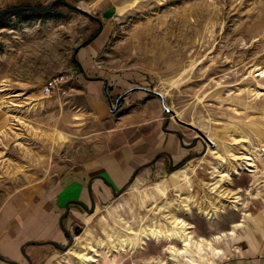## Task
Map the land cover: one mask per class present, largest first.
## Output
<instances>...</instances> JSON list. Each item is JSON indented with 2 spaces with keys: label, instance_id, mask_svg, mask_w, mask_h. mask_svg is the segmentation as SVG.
Instances as JSON below:
<instances>
[{
  "label": "rangeland",
  "instance_id": "374dc122",
  "mask_svg": "<svg viewBox=\"0 0 264 264\" xmlns=\"http://www.w3.org/2000/svg\"><path fill=\"white\" fill-rule=\"evenodd\" d=\"M53 1L0 0V11ZM65 1L104 24L108 43L98 57L105 70L148 77L165 95L172 118L193 127L184 125L198 159L187 165L185 182L177 180L176 189L155 200V179L125 188L117 202L96 210L89 227L78 231L79 238L53 264H83L72 254L65 257L70 248L87 253L96 243L112 249L129 227H172V216L193 225L197 238L237 231L234 239L217 244L232 246L246 234L251 214L264 210V0ZM99 29L98 22L64 7L0 22V209L24 188L93 164L107 150L106 120L82 93L73 62L76 48ZM59 76L66 82L45 96L46 81ZM248 155L255 166L251 173L241 171ZM216 166L230 177H213ZM212 184L221 189L215 193ZM237 196L243 205L232 203ZM243 221L246 228H234ZM168 246L149 240L110 257L100 249L91 264H156V258L167 259ZM209 252L195 251V259ZM212 259L208 255L202 264Z\"/></svg>",
  "mask_w": 264,
  "mask_h": 264
},
{
  "label": "crops",
  "instance_id": "0c3cea01",
  "mask_svg": "<svg viewBox=\"0 0 264 264\" xmlns=\"http://www.w3.org/2000/svg\"><path fill=\"white\" fill-rule=\"evenodd\" d=\"M119 7L117 4V10ZM103 30L104 24L100 35L81 48L76 58L88 77L102 78L106 83L88 81L78 63L73 62L76 73L82 76V93L106 120L108 148L93 164L70 169L50 183L24 188L3 205L0 264H53L63 251L56 245L66 248L72 238H79L78 231L89 227L96 210L117 202L123 195L120 191L128 186L144 187L155 179L151 186L155 200L176 189L177 180L185 182L183 175L189 177L187 165L198 159L197 146L193 147L187 139V127L165 113L162 99L155 94L163 93L151 85L148 77L135 72L117 74L102 67L98 56L108 43ZM118 101V109L113 113ZM245 221L237 228L243 229ZM247 222L246 234L232 246L223 249L217 245L218 252L210 251L196 259L194 254L193 263L184 262L202 264L210 255L213 259L206 264H264V210L258 209ZM129 233L127 229L122 239L140 241ZM237 235L235 231L229 237L234 239ZM136 243L133 249L139 247ZM72 248L65 257L73 255ZM159 259L156 258V264Z\"/></svg>",
  "mask_w": 264,
  "mask_h": 264
},
{
  "label": "bare ground",
  "instance_id": "6f19581e",
  "mask_svg": "<svg viewBox=\"0 0 264 264\" xmlns=\"http://www.w3.org/2000/svg\"><path fill=\"white\" fill-rule=\"evenodd\" d=\"M2 104H4V102ZM208 152L210 154H212V156H217V157L221 158L222 162H224L223 160H225V159L221 156V154L219 153L217 148L215 149L214 147L213 148L210 147ZM261 152H264V151H261ZM245 159L249 163L241 171H247V172L251 173L250 168H253L255 166L253 164H250V162L252 160L249 157V155L246 156ZM240 169H241V167H240ZM212 174H213V177H227V178L230 177V173H225L220 168V166L214 167V171ZM188 178H186V176L183 175V179H188ZM256 179H255V182L253 183V185H255L257 183ZM212 185H213L212 189L215 190V193L218 189H221V187L218 186L217 184L216 185L212 184ZM223 193H224V191H223ZM225 193H227V192H225ZM228 193H230V192H228ZM233 199H234V201H232V203H235L238 205H243V204H240L241 199L239 196L234 197ZM190 209L191 208L188 207L185 209V211H189ZM223 209H224V207H223ZM161 210L166 211L167 208H162ZM217 211L219 212V210H217ZM212 216L213 215L209 216V219ZM244 217H246V214ZM243 223L244 222H242V224ZM171 224H172V227H169L168 225L155 223V224L150 225V226H144L143 225L138 230H136L133 227H129L128 230L131 234L138 236L139 240L141 241L139 243V247L141 245H146V241H149V240H154L157 243H161V242L168 243L169 246L166 248L167 259L160 258L159 264H170L169 261L175 262V259H178V257H180V256H182L188 262L193 263L194 262L193 257H194L195 251H197V252H209V251L218 252L219 249L217 247V244H219L220 241L224 240L225 237L227 238L229 236L235 235V231L231 230V232H228L225 234H220L218 236H215L212 239H208L205 237L197 238L196 235L194 234L195 232H193L194 226L191 225L190 223H188L185 219L172 216L171 217ZM242 224H238L234 228L241 227ZM113 237L114 236H110V239L114 240ZM95 244H92L88 250L86 249L87 253H85V252L81 253V252L76 251L75 249H72L71 252L78 259H80L83 264H91V263L96 262L95 258L99 257V250L100 249L103 250L108 255V257H110V256H112L113 252L114 253L115 252H123L129 247L130 248L132 247V249H133V247L135 246V242L130 237H126V238L122 239L121 242H119V243H116V242L113 243L112 249L108 248L102 244H97V245H95ZM111 244H112V242H111ZM177 244H179V246ZM136 245H138V244L136 243Z\"/></svg>",
  "mask_w": 264,
  "mask_h": 264
},
{
  "label": "water",
  "instance_id": "95a60500",
  "mask_svg": "<svg viewBox=\"0 0 264 264\" xmlns=\"http://www.w3.org/2000/svg\"><path fill=\"white\" fill-rule=\"evenodd\" d=\"M57 7H64V8H67L69 10H72V11H76V12L83 13L84 15H86L87 17H89L91 20L96 21V22H98L100 24V29H99L98 33L93 38L89 39L88 41H86L85 43H83L82 45H80L78 48H76V50L74 52V58H73V60H74V62L78 63V65H79V67L81 69V72L84 75L85 79H87L88 81H91V80H103L104 83H106V80L105 79H102V78H90V77H88L86 75V73L84 72L83 68L81 67V65L79 64V62L77 61V58H76L79 50L81 48H83L84 46L88 45L89 43H91L95 38H97L100 35V33H101L102 29H103V23L101 22V20L98 19L96 16L90 14L89 12H87L86 10H84L83 8H81L79 6L72 5V4L68 3V2H66L65 0H55V1H53L48 6H35V7L21 6V7L10 8V9H7L5 11H0V22L6 21L7 19H9L11 17L25 18V17L46 15V14H49V13L54 12ZM105 91H106V88H105ZM155 94L157 96H159L163 101H165V98L163 97L162 94H160V93H155ZM122 97L123 96H121L119 99H121ZM118 105H119V101L117 103L116 109H112V112L115 113L117 111ZM110 106H111V104H110ZM166 111L167 112H170V110L168 108L166 109ZM176 118L177 117L175 116V119ZM176 120L179 123L183 124V125H186V126H188L190 128H193L191 125H189L187 123H184V122H182V121H180L178 119H176ZM199 134L202 136V138L204 140H207L209 143H211V141L204 134H202L201 132H199ZM171 169L174 170L173 166H171ZM120 193H122V191H120ZM73 240H74L73 238L70 240L69 246H71L73 244ZM56 246L59 247V248H61V249H63V250L66 249V248H63V247H61L59 245H56Z\"/></svg>",
  "mask_w": 264,
  "mask_h": 264
},
{
  "label": "built area",
  "instance_id": "2783aa9c",
  "mask_svg": "<svg viewBox=\"0 0 264 264\" xmlns=\"http://www.w3.org/2000/svg\"><path fill=\"white\" fill-rule=\"evenodd\" d=\"M65 77L64 76H59V77H51L49 78L44 87L42 88V92L45 96H51L54 93L58 92L62 85L65 83ZM162 106H163V110L165 111V113L171 115V112H167V105L166 102L162 100Z\"/></svg>",
  "mask_w": 264,
  "mask_h": 264
}]
</instances>
